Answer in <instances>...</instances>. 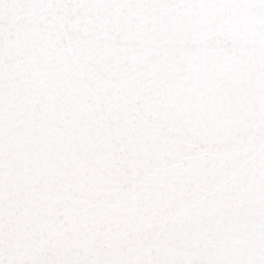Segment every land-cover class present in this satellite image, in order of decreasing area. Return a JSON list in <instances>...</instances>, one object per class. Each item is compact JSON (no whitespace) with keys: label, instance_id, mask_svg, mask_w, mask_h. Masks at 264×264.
<instances>
[{"label":"snow or ice","instance_id":"obj_1","mask_svg":"<svg viewBox=\"0 0 264 264\" xmlns=\"http://www.w3.org/2000/svg\"><path fill=\"white\" fill-rule=\"evenodd\" d=\"M0 264H264V0H0Z\"/></svg>","mask_w":264,"mask_h":264}]
</instances>
